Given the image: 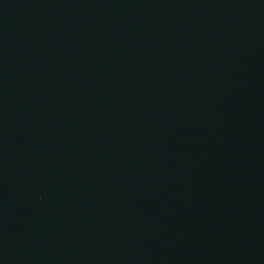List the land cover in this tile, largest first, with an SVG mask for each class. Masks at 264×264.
Returning a JSON list of instances; mask_svg holds the SVG:
<instances>
[{
	"label": "water",
	"instance_id": "obj_1",
	"mask_svg": "<svg viewBox=\"0 0 264 264\" xmlns=\"http://www.w3.org/2000/svg\"><path fill=\"white\" fill-rule=\"evenodd\" d=\"M0 264H264V0H0Z\"/></svg>",
	"mask_w": 264,
	"mask_h": 264
}]
</instances>
